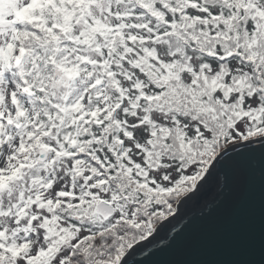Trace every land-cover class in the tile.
Returning a JSON list of instances; mask_svg holds the SVG:
<instances>
[{"label":"snow or ice","instance_id":"6c2138e0","mask_svg":"<svg viewBox=\"0 0 264 264\" xmlns=\"http://www.w3.org/2000/svg\"><path fill=\"white\" fill-rule=\"evenodd\" d=\"M256 181L264 0H0V264H141Z\"/></svg>","mask_w":264,"mask_h":264},{"label":"water","instance_id":"95a60500","mask_svg":"<svg viewBox=\"0 0 264 264\" xmlns=\"http://www.w3.org/2000/svg\"><path fill=\"white\" fill-rule=\"evenodd\" d=\"M223 167L231 175L227 162ZM215 194V183H210L192 199L176 218H188L184 225L173 220L169 226V231L177 229L176 239L168 247L161 246L163 241L159 238L150 241L154 248L161 247L141 264H236L245 259L258 260L259 237L264 226V192L259 181L245 188L233 184L231 192L222 196L218 205L203 208ZM249 249L256 251L249 255Z\"/></svg>","mask_w":264,"mask_h":264}]
</instances>
